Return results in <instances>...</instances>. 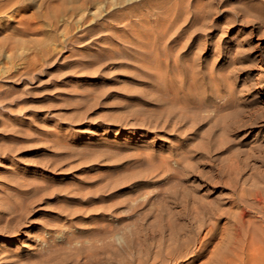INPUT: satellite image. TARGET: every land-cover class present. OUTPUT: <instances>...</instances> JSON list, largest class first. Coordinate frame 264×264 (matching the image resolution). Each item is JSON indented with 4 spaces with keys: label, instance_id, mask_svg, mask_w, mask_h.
<instances>
[{
    "label": "rangeland",
    "instance_id": "374dc122",
    "mask_svg": "<svg viewBox=\"0 0 264 264\" xmlns=\"http://www.w3.org/2000/svg\"><path fill=\"white\" fill-rule=\"evenodd\" d=\"M0 216V264H209L264 231V0H0Z\"/></svg>",
    "mask_w": 264,
    "mask_h": 264
},
{
    "label": "bare ground",
    "instance_id": "6f19581e",
    "mask_svg": "<svg viewBox=\"0 0 264 264\" xmlns=\"http://www.w3.org/2000/svg\"><path fill=\"white\" fill-rule=\"evenodd\" d=\"M50 185V184H49ZM34 198V197H33ZM24 199V198H23ZM34 200V199H33ZM26 201V200H25ZM31 201V200H30ZM27 202V204H26V206L28 205L29 206V210L28 211H30V205H32V204H30L28 201H26ZM26 202H24V204L26 203ZM22 203H23V201H22ZM30 205H29V204ZM16 205H20V206H22L21 205V202H18V204H15V206ZM24 207V206H23ZM15 208V207H14ZM18 208V207H17ZM40 208V207H39ZM89 208V207H88ZM13 208H11V210H12ZM21 209V208H20ZM19 209V212L21 211ZM23 209H25L26 210V208H23ZM22 209V213H24V210ZM4 211V210H3ZM13 211H15L14 209H13ZM27 211V212H28ZM87 213H89V212H87ZM16 216H17V214H16ZM1 217V216H0ZM24 217V216H23ZM23 217H20L21 218V220H23ZM26 218V217H25ZM20 222H22L20 219H18ZM6 222V221H5ZM12 222V221H11ZM12 224V223H11ZM15 224V223H14ZM10 225V224H9ZM8 225V226H9ZM16 225V224H15ZM8 226H5L6 227V229L8 228ZM4 227V228H5ZM10 227H12V226H10ZM10 227L8 228V229H10ZM18 227V226H17ZM17 227L15 226L14 227V229L13 230H17ZM3 228V229H4ZM243 228H245V227H243ZM242 228V225H237V227H236V229H235V234L233 233L232 235H231V238H229L228 240H229V247L227 248V247H225V249H224V247H223V249L225 250V251H219V252H221V253H219V254H214L213 256H211V261H213V262H209V264L210 263H212V264H264V231L263 230H259V229H257L258 231H256V228L254 227V230H248V228L247 229H243ZM2 229V230H3ZM5 229V230H6ZM0 230H1V228H0ZM10 230H12V229H10ZM10 230H8V231H10ZM112 230V229H111ZM4 231V230H3ZM106 232V231H105ZM4 233H5V231H4ZM8 233V232H7ZM101 234V233H100ZM212 234V233H211ZM117 234H115L114 236H116ZM118 236V237H117ZM116 237L118 238L117 239V241L119 240V241H121L122 239H124V238H121V235L120 234H118ZM212 236V235H211ZM59 237H62V235H59ZM179 238V237H178ZM91 239V238H90ZM89 239V237L88 238H85V242H87V243H85V244H87V246H88V244H91L92 245V241ZM131 239H133V238H131ZM131 239H130V243H131ZM181 239V238H180ZM41 242H39L40 244H39V246H40V252H41V254H42V256H44V257H49L51 254L53 255V253H54V251H53V249H51L52 247H50V244H48V241L47 240H40ZM96 241L97 242H99L100 244H101V246H103V244L106 242V239L105 238H101V237H99V238H97L96 239ZM118 241V242H119ZM227 241V240H226ZM72 240H67V243H68V247H69V245L71 246V244H72ZM121 242H123V241H121ZM120 242V243H121ZM132 242H133V240H132ZM83 243V242H82ZM129 243V244H130ZM94 244V243H93ZM107 244V243H106ZM127 245H129L128 243H126ZM125 244V245H126ZM120 245V244H119ZM204 245V244H203ZM230 245H231V247H230ZM101 246H99L100 247V249H101ZM107 246V245H106ZM122 246V248H126V247H124V243H123V245H121ZM121 246H120V249H121ZM78 247H80V246H78ZM89 247H90V245H89ZM92 247H93V245H92ZM94 247H96L95 246V244H94ZM129 248H130V245L128 246ZM202 247V246H201ZM39 248V247H38ZM129 248H126V249H129ZM206 248V247H205ZM205 248H199V250L196 252L197 253V257L198 256H200V255H203L204 254V250H205ZM227 248V249H226ZM107 249V248H106ZM131 249V248H130ZM93 250H95V249H93ZM122 250H124V249H122ZM53 251V252H52ZM97 251V250H96ZM96 251H94V252H89V253H86L85 255H86V260H84V262H79V261H77L76 262V264H104V262L105 261H107V257L105 258V256L103 257V256H100V255H102V250H100L101 251V253H100V255L98 256V257H96V255L94 256L93 254H95L96 253ZM104 251H106L105 250V246H104ZM118 251H120V250H118ZM82 252V251H81ZM121 252V251H120ZM123 252V251H122ZM131 252V251H130ZM104 253V252H103ZM125 253V252H124ZM127 254V253H126ZM58 257V256H57ZM94 257H96V258H94ZM148 257V256H147ZM104 258L106 259V260H104ZM38 260V259H37ZM77 260V259H76ZM109 260V259H108ZM112 263H113V261H111ZM123 262L124 261H121L120 259H119V261H115L114 262V264H123ZM21 264V263H20ZM24 264V263H23ZM26 264V263H25ZM29 264V263H28ZM33 264V263H32ZM43 264V263H42ZM45 264V263H44ZM124 264H127V263H125L124 262Z\"/></svg>",
    "mask_w": 264,
    "mask_h": 264
}]
</instances>
